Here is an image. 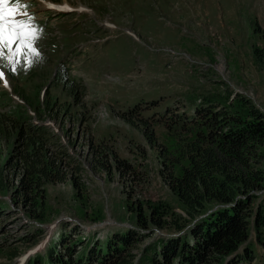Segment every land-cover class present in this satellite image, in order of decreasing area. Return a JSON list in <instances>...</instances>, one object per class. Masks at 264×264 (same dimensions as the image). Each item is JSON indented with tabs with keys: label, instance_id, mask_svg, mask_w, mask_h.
Segmentation results:
<instances>
[{
	"label": "rangeland",
	"instance_id": "obj_1",
	"mask_svg": "<svg viewBox=\"0 0 264 264\" xmlns=\"http://www.w3.org/2000/svg\"><path fill=\"white\" fill-rule=\"evenodd\" d=\"M50 1L92 13L65 17L21 0L47 41L31 64L21 56L15 71L0 67L10 83L0 79V117L22 115L46 128L57 139L46 134L51 154L79 187L73 178L46 185L37 218L7 167L22 139L15 130L0 135L8 181L0 188V264H25L52 247L63 254L73 242L78 253L127 228L148 234L124 256L141 264L146 247L190 227L167 176L188 165L194 143L204 148L217 139L223 127L206 110L234 113L244 98L264 113V61L255 55L264 47V0ZM261 161L256 167L264 171ZM253 193L257 203L264 197V189ZM148 203L168 205L164 229L136 224V208L149 214ZM246 246L253 260L244 264H264L254 228Z\"/></svg>",
	"mask_w": 264,
	"mask_h": 264
},
{
	"label": "trees",
	"instance_id": "obj_2",
	"mask_svg": "<svg viewBox=\"0 0 264 264\" xmlns=\"http://www.w3.org/2000/svg\"><path fill=\"white\" fill-rule=\"evenodd\" d=\"M255 55L258 61H264V47L255 50ZM53 105L47 102V108ZM237 106L234 113L206 110L207 118L223 127L219 128L217 139L204 148L194 143L195 148L186 155L188 165L167 176L170 190L190 218L186 228L190 227H179L181 235L160 237L146 247L141 264H244L253 260L252 250L245 247L252 228L256 240L264 247V197L257 203L258 197L253 193L264 189V171L256 167L264 158L260 152L264 147V113L244 98ZM45 129L36 128L22 115L15 121L0 117V135L6 138L10 130H15L22 139L20 150L7 163L18 181L16 194L24 205L30 203L31 213L34 211L42 220L39 210L45 209L42 198L46 185L66 183L73 178V187L76 190L79 187L73 172L51 154L46 134L51 140L57 139ZM4 172L0 171L1 189L8 185ZM148 205L149 214L141 211L142 206L136 208V224L145 230L164 229L163 217L168 214V205ZM147 237L141 230L127 228L111 236L105 244L86 246L78 253L74 242L65 245L62 239L63 254L55 247L48 248L26 264H130L124 256ZM75 254L80 256L74 258ZM127 256L133 259L132 255ZM65 258L68 260L64 261Z\"/></svg>",
	"mask_w": 264,
	"mask_h": 264
},
{
	"label": "snow or ice",
	"instance_id": "obj_3",
	"mask_svg": "<svg viewBox=\"0 0 264 264\" xmlns=\"http://www.w3.org/2000/svg\"><path fill=\"white\" fill-rule=\"evenodd\" d=\"M29 7L21 0H0V61L4 62L0 67L7 66L15 71L21 56L29 64L34 57H39L35 47L39 32L27 11ZM3 76V71H0V79Z\"/></svg>",
	"mask_w": 264,
	"mask_h": 264
},
{
	"label": "bare ground",
	"instance_id": "obj_4",
	"mask_svg": "<svg viewBox=\"0 0 264 264\" xmlns=\"http://www.w3.org/2000/svg\"><path fill=\"white\" fill-rule=\"evenodd\" d=\"M56 8H58V9H64V8H67V7H58V6H56ZM80 10H83V11H86L85 9H83V8H79Z\"/></svg>",
	"mask_w": 264,
	"mask_h": 264
}]
</instances>
